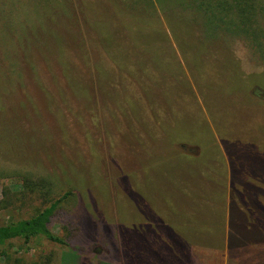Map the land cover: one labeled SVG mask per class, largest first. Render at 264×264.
Returning a JSON list of instances; mask_svg holds the SVG:
<instances>
[{"label":"rangeland","instance_id":"1","mask_svg":"<svg viewBox=\"0 0 264 264\" xmlns=\"http://www.w3.org/2000/svg\"><path fill=\"white\" fill-rule=\"evenodd\" d=\"M202 1L0 0V224L64 195L70 241L0 264H264V0L253 38Z\"/></svg>","mask_w":264,"mask_h":264},{"label":"trees","instance_id":"2","mask_svg":"<svg viewBox=\"0 0 264 264\" xmlns=\"http://www.w3.org/2000/svg\"><path fill=\"white\" fill-rule=\"evenodd\" d=\"M204 3V4H202ZM200 9L209 17L206 27L213 31H226L233 35L253 38L256 33V9L259 0H204ZM200 6V4H199ZM31 56V54H30ZM38 72V71H37ZM40 76V74H39ZM38 76V79H39ZM40 85V84H39ZM23 94L30 100V89L23 85ZM43 93V91L41 90ZM39 91L37 95L42 97ZM30 103V102H27ZM48 103V102H47ZM31 104V103H30ZM23 189L13 191L16 195H32L37 192L46 195L52 190V183L47 178H30L29 175L18 174ZM35 192V193H34ZM64 195L39 208L34 214L26 218H19L0 224V246L7 244L10 240L21 238L29 240L37 236H44L50 241L63 245H70L68 238H65L52 229L53 219L64 199Z\"/></svg>","mask_w":264,"mask_h":264}]
</instances>
